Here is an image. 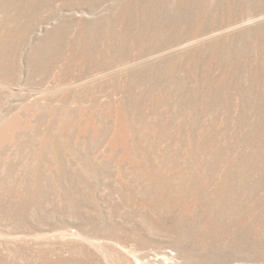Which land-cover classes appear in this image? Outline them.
<instances>
[{"label":"rangeland","instance_id":"rangeland-1","mask_svg":"<svg viewBox=\"0 0 264 264\" xmlns=\"http://www.w3.org/2000/svg\"><path fill=\"white\" fill-rule=\"evenodd\" d=\"M0 264H264V0H0Z\"/></svg>","mask_w":264,"mask_h":264}]
</instances>
